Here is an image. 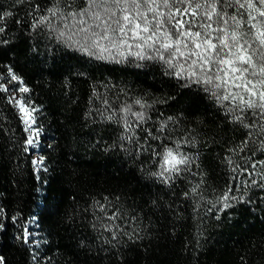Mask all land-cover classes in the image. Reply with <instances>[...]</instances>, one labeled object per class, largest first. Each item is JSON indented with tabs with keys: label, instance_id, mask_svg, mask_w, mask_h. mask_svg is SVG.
Segmentation results:
<instances>
[{
	"label": "snow or ice",
	"instance_id": "1",
	"mask_svg": "<svg viewBox=\"0 0 264 264\" xmlns=\"http://www.w3.org/2000/svg\"><path fill=\"white\" fill-rule=\"evenodd\" d=\"M20 35L64 100L59 138L40 85L17 67ZM0 53V175L16 185L0 190V264L13 248L23 264H72L52 218L99 264H125L130 247L161 234L193 264L210 230L240 212L264 223V0H0ZM109 65L159 73L162 86L96 80ZM82 152L118 155L139 195L54 188L46 177ZM260 241L240 264H264Z\"/></svg>",
	"mask_w": 264,
	"mask_h": 264
},
{
	"label": "trees",
	"instance_id": "2",
	"mask_svg": "<svg viewBox=\"0 0 264 264\" xmlns=\"http://www.w3.org/2000/svg\"><path fill=\"white\" fill-rule=\"evenodd\" d=\"M29 43L26 36H19L14 46L17 67L26 73L34 85L37 83L40 85L36 91L41 94V99L46 104L51 105L48 113L49 120L52 122L51 132L59 138L61 134L56 129L66 119L64 100L56 93L55 89L49 90L45 85V78H49L48 66L31 61V54L28 50ZM0 59L7 60V56L0 53ZM66 66V64L62 65L58 71H62ZM95 79L105 82L110 80L116 84L124 83L134 89L152 92H157L162 86L159 73L132 66L109 65L102 72L95 73ZM89 83V81L83 80L76 88L77 95L81 97V100H86L90 92ZM72 107L76 112L80 111V108L75 105ZM206 163L210 164L209 161ZM59 164L60 167L50 177H46L54 188L71 190L78 186L81 189L90 188L94 191L126 188L129 192L139 195L141 185L137 180V174L132 171L129 165L123 163L118 155L92 152L84 154L82 152L76 158L75 163L66 164L60 160ZM71 169H75L74 174ZM13 179L14 177L7 171L4 175H0V190H13L16 187L10 183ZM213 179L216 177L214 176ZM30 183L31 181L25 182L23 196L31 204L33 211H39L36 204L32 203L33 200L39 203L38 198L29 197L27 192ZM67 206L68 201L65 198L61 206V214L63 208ZM153 220L156 221V217H153ZM48 223L52 225L54 243L58 244L61 251L67 254L65 259L72 260V264H99V261L93 259L89 254L76 253L70 230L65 229L62 225L57 226L55 218L49 219ZM157 223L159 222L157 221ZM161 233H163V229H161ZM262 234H264V223L257 218L256 214L242 211L231 222H226L220 227L210 230L207 243L196 254L193 264H240V255L248 250L250 244L258 245L261 242ZM8 255L12 264H23V256L16 249H10ZM190 259L189 255L181 254L179 241L170 239L167 234H161L159 239L146 240L142 246L130 247L127 251L125 264H189Z\"/></svg>",
	"mask_w": 264,
	"mask_h": 264
}]
</instances>
